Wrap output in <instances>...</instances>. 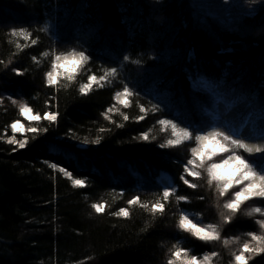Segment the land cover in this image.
Segmentation results:
<instances>
[{"label":"trees","instance_id":"trees-1","mask_svg":"<svg viewBox=\"0 0 264 264\" xmlns=\"http://www.w3.org/2000/svg\"><path fill=\"white\" fill-rule=\"evenodd\" d=\"M203 2L214 8L215 20L210 13L200 15ZM210 2L0 0V99L5 100L0 105V264H167L176 246L200 258L214 250L219 253L214 264H232L231 253L250 239L246 233L253 228L260 233L258 216L246 213L264 205L249 202L232 224H223L221 213L227 210L206 178L198 181L196 190L178 180V161L190 157V147L158 146L169 138L160 130V117L214 126L210 115L216 114L217 98L223 96H228L230 107L252 101L239 117L240 128L246 117L252 120L259 114L264 96V0ZM20 27L32 31L39 43L32 46L10 35ZM17 44L28 47L20 51ZM80 49L90 54L91 62L77 70L76 80H63L69 86L55 93L46 86L54 54ZM45 51L53 56L45 57ZM125 55L131 59L123 60ZM101 66L118 67L120 76L81 96L79 83L86 81L89 69L99 74ZM14 69L26 74L17 76ZM125 82L139 95L130 108L117 105L111 123L102 113L116 103L114 92ZM8 96L29 103L34 113L46 111L49 97L55 96L58 124L47 133H29V145L17 150L6 142L14 135L11 124L33 123ZM140 104L149 113L137 122ZM157 104L162 111L152 114ZM101 127L111 131L101 133ZM70 130L78 138L69 139ZM144 131L155 137L151 143L133 139ZM97 136L103 137L100 145L80 142ZM51 162L67 167L86 186L74 187ZM173 178L178 194L188 195L190 203L177 205L174 196L165 215L157 217L139 206L131 207L130 218L111 214L128 207L127 200L135 195L144 202L158 199L164 179L172 183ZM95 202L104 203L106 211L95 213ZM178 208L200 215L205 224L219 225L225 238L239 243L204 245L181 232L176 227ZM248 264H264V255Z\"/></svg>","mask_w":264,"mask_h":264},{"label":"snow or ice","instance_id":"snow-or-ice-1","mask_svg":"<svg viewBox=\"0 0 264 264\" xmlns=\"http://www.w3.org/2000/svg\"><path fill=\"white\" fill-rule=\"evenodd\" d=\"M48 31L47 28L44 29ZM13 37H22L26 41H31L32 46L39 43V39L34 37L33 32L26 27L13 28L10 31ZM27 44H17V48L23 51ZM45 57H52L51 51L43 53ZM34 61L39 63L37 57H33ZM92 57L85 50H73L69 54H54V62L51 65V70L46 73V86L59 93L62 88H67L69 85L63 83V80L74 81L77 79L76 73L78 69L86 68L91 62ZM131 58L127 55L123 60L129 61ZM134 64H140L139 60L131 61ZM3 63V61H0ZM64 69V71H61ZM86 81L79 83L78 93L81 96H87L94 87L102 88L109 81H115L120 76V69L116 66L104 67L101 66L99 74L88 70ZM17 76L23 77L26 73L21 69H14ZM139 93L130 87L125 82L120 89L114 92V103L107 108L102 116L105 120L115 123L112 120L111 113L114 110L118 111L117 105L123 108H130L133 104V97ZM7 99L12 100L14 104L20 106V112L28 121L34 122L31 126L25 128L24 124L19 120L11 124V130L15 133H20L24 130V138L18 139L13 135L7 139L9 145H14L16 149H24L29 145L28 134L33 136L39 135L41 132L47 133L52 125L58 124L59 103L53 100L55 96H50L47 104V110L42 113H34V108L29 103L24 102L21 105L20 100L8 96ZM5 103L4 99H0V105ZM139 114L135 117L136 121L146 119L149 108L143 104L137 106ZM255 107V105H253ZM159 105L152 107V114L161 112ZM260 120L259 125L255 124L250 118H245L242 124L245 128L248 125L252 126L251 134H244L230 126L229 123H224L219 126L199 125L194 126L183 121H178L175 117L162 116L157 120L162 132L168 133L169 138L166 142L160 143L158 146L161 149H178L187 144L190 147V157H185L184 160L178 161L182 168L178 180L182 182L188 189L196 190L199 187L198 181L206 178L209 188H215L218 197L223 200L222 212L223 224H232L233 220L238 217L242 210V206L249 204L264 205V96L259 102ZM123 119L127 121L128 115L121 113ZM46 121V124L44 122ZM43 125V126H41ZM117 127H123L122 124ZM211 128V130H209ZM101 133L109 132L111 129L101 127ZM7 137L8 133H4ZM69 139H75L77 133L70 130L66 133ZM103 137L97 136L94 140H89L84 137L80 142L82 145L96 144L100 145ZM134 140L151 143L155 137L150 136L149 131L142 132ZM247 154V155H245ZM51 167L57 172H62L76 188L86 186L84 179H74L73 172L65 166H60L57 162H51ZM179 189L176 179L173 178L172 183L165 184L160 192L157 193L158 199L152 202H144L140 195H135L127 200L128 207H121L118 211L111 213L120 218H130L132 206H139L142 209L148 210L153 217L163 216L167 211V206L175 196L177 205L181 201L190 203L188 195L178 194ZM123 195V193H121ZM199 199H205L200 196ZM219 206V205H218ZM91 208L97 214H102L106 211L104 203L95 202L91 204ZM179 215L176 227L183 233H187L194 239L202 242L204 245H212L219 242L225 247L230 243H239L238 240H229L225 238L219 225L204 224L203 220L195 215H190L187 209H177ZM248 216H258L255 223L259 225L260 233L253 228L246 234L250 237L236 251L231 253L232 264H248V261L255 256L264 255V206L252 207L251 211L246 213ZM219 255L218 252L212 250L205 252L200 258L196 255H190V250L176 246L174 251H171L170 258L167 264H214V258Z\"/></svg>","mask_w":264,"mask_h":264},{"label":"rangeland","instance_id":"rangeland-1","mask_svg":"<svg viewBox=\"0 0 264 264\" xmlns=\"http://www.w3.org/2000/svg\"><path fill=\"white\" fill-rule=\"evenodd\" d=\"M207 1L209 4L211 3L210 0H207ZM203 4H204L203 8L200 9V15L204 14L207 17V15L210 13L211 17L215 20V14L212 10L214 8H212L210 5L207 6L204 2H203ZM61 71H64V69H61ZM251 102L252 101H241L238 103V105H236L234 107H230L228 96H223L222 98H217L216 104H217L218 110H217L215 115H210V117H211L210 119L214 122L213 127L222 125L224 123H229L231 127H233L234 129H236L238 131H241L246 135L251 134L252 133V126L251 125H248L247 128H245V127L240 128V126H239V117L242 115L243 111L246 109V107ZM22 104L23 103H21V105ZM258 118H260V113L257 116L253 117L252 121L255 123L256 119H258ZM28 122L34 123L32 121H28ZM24 127L27 128L25 124H24ZM13 133H14V135L20 136L19 139H22L24 136V130L23 129L21 130L20 133H15V132H13ZM163 182H164V185L170 183L167 179H164ZM189 214L194 215L192 213H189ZM195 216L202 219V217L200 215H195Z\"/></svg>","mask_w":264,"mask_h":264}]
</instances>
